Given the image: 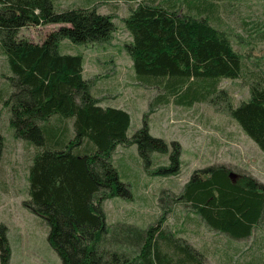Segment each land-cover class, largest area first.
Segmentation results:
<instances>
[{
  "label": "trees",
  "instance_id": "1",
  "mask_svg": "<svg viewBox=\"0 0 264 264\" xmlns=\"http://www.w3.org/2000/svg\"><path fill=\"white\" fill-rule=\"evenodd\" d=\"M126 1L135 4L125 19L132 37L126 51L137 81L157 91L147 116L169 104L226 102L227 113L264 152V74L246 66L218 25L219 2ZM82 5L58 10L55 0H0V47L9 72L0 101L15 135L35 149L25 205L45 220L48 243L62 264H205L203 253L162 227L163 214L146 228L107 223L106 200L132 199L114 165L117 147L137 144L149 169L152 155L165 154L167 143L151 135L148 119L129 136L130 113L106 105L103 90L84 76L82 55L61 51L66 39L102 44L114 38V16L100 11L98 0ZM48 25L57 27L42 42L19 35L22 28ZM241 78L250 79V97L234 106L219 83ZM174 144L170 164L154 174L177 173L182 162ZM2 149L0 133V161ZM229 174L223 165L196 170L172 202L211 228L245 239L264 223V183L250 176L233 182ZM10 255L7 228L0 225L2 264Z\"/></svg>",
  "mask_w": 264,
  "mask_h": 264
},
{
  "label": "rangeland",
  "instance_id": "2",
  "mask_svg": "<svg viewBox=\"0 0 264 264\" xmlns=\"http://www.w3.org/2000/svg\"><path fill=\"white\" fill-rule=\"evenodd\" d=\"M83 0H55L56 9L84 7ZM218 25L226 30L234 49L247 67L264 74V0H216ZM135 4L126 0H98L100 11L114 16L116 31L109 43H61V51L82 55L84 76L103 90L106 105L126 109L131 116L128 134L142 128L144 120L152 136L167 143L165 154L154 153L153 164L144 169L138 146L120 145L114 165L121 180L130 186L132 199L115 197L104 202L108 224L126 223L146 228L162 217V227L204 254L205 264H264V223L250 237L236 239L211 228L190 208L172 202L196 170L213 165L230 168L235 181L250 176L264 183V152L242 131L227 113L226 102H210L192 107L169 104L151 112L149 105L157 91L140 84L125 45L132 40L125 19ZM57 25L22 28L19 35L42 42ZM6 55L0 47V90L5 81ZM249 78L222 79L219 88L237 106L250 97ZM6 80V84H7ZM101 95V94H100ZM0 133L3 141L0 161V225L7 228L11 255L7 264H62L47 240L48 226L26 207L29 200L28 168L35 149L18 138L10 122V112L0 101ZM175 143L180 145L176 174H154L170 164ZM158 162V163H157ZM165 191V192H163ZM172 196V197H171ZM0 264H2L0 258Z\"/></svg>",
  "mask_w": 264,
  "mask_h": 264
},
{
  "label": "water",
  "instance_id": "3",
  "mask_svg": "<svg viewBox=\"0 0 264 264\" xmlns=\"http://www.w3.org/2000/svg\"><path fill=\"white\" fill-rule=\"evenodd\" d=\"M229 176H230V178L233 180V182H235V179H234V178H235V175H234L233 173L230 172Z\"/></svg>",
  "mask_w": 264,
  "mask_h": 264
},
{
  "label": "crops",
  "instance_id": "4",
  "mask_svg": "<svg viewBox=\"0 0 264 264\" xmlns=\"http://www.w3.org/2000/svg\"><path fill=\"white\" fill-rule=\"evenodd\" d=\"M84 66H85V65H84ZM84 73H85V70H84ZM107 102H108V100H107ZM107 102H106V103H107ZM119 107H121V106H119Z\"/></svg>",
  "mask_w": 264,
  "mask_h": 264
}]
</instances>
